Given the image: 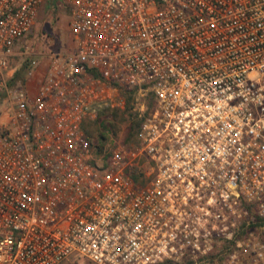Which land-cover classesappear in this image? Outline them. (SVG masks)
Here are the masks:
<instances>
[{"label": "built area", "instance_id": "obj_1", "mask_svg": "<svg viewBox=\"0 0 264 264\" xmlns=\"http://www.w3.org/2000/svg\"><path fill=\"white\" fill-rule=\"evenodd\" d=\"M44 1L0 0V264H264V0H64L37 52Z\"/></svg>", "mask_w": 264, "mask_h": 264}, {"label": "rangeland", "instance_id": "obj_2", "mask_svg": "<svg viewBox=\"0 0 264 264\" xmlns=\"http://www.w3.org/2000/svg\"><path fill=\"white\" fill-rule=\"evenodd\" d=\"M42 12L37 14V23L34 25L31 35L28 37L29 43L41 52H63L71 50L73 48V37L68 28V22L70 19L69 9L66 8L64 0H45L42 3ZM42 14V15H41ZM36 22V21H35ZM40 65L35 78L28 80L30 87L38 80L39 74L44 72L46 67V57L40 58ZM37 83V82H36ZM138 98V100H135ZM141 97L137 94L134 95L133 107L139 106ZM115 124L114 128L111 126ZM127 121H120L113 117L106 119H98L90 124L91 135L94 138V143L97 145V153L107 152L111 148L112 139H109L110 135L116 138L117 141L123 139L126 140L128 133ZM127 142V140H126ZM68 264H92L86 260H80L78 262H70Z\"/></svg>", "mask_w": 264, "mask_h": 264}, {"label": "trees", "instance_id": "obj_3", "mask_svg": "<svg viewBox=\"0 0 264 264\" xmlns=\"http://www.w3.org/2000/svg\"><path fill=\"white\" fill-rule=\"evenodd\" d=\"M22 70H18L15 77H18L21 74ZM125 97V106L123 109H115L111 113V118L119 119L120 121H127L128 124V133L126 140H134L135 134L138 130L142 118L137 116V112L133 110V100H134V91L127 90L123 93ZM147 105L150 107L152 105V97L147 94ZM111 126L114 128L116 125L113 123Z\"/></svg>", "mask_w": 264, "mask_h": 264}, {"label": "crops", "instance_id": "obj_4", "mask_svg": "<svg viewBox=\"0 0 264 264\" xmlns=\"http://www.w3.org/2000/svg\"><path fill=\"white\" fill-rule=\"evenodd\" d=\"M44 2H45V1H44ZM42 7H43V4H41L40 7H39V10H38V16H39V13L42 12V10H41ZM42 13H43V12H42ZM41 15H42V14H41ZM37 20H38V18H37ZM37 20H36V22L34 23V25H36ZM34 25H33V27H34ZM33 27H32V30H33ZM32 30H31V32H32ZM30 35H31V33H30ZM35 49H36V48H35ZM36 51H37V52H40V51H38L37 49H36Z\"/></svg>", "mask_w": 264, "mask_h": 264}]
</instances>
